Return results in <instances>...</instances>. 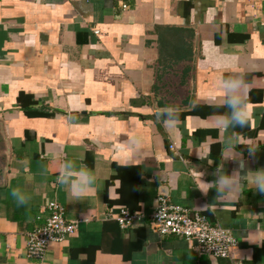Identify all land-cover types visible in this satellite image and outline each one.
<instances>
[{"label":"crops","instance_id":"crops-1","mask_svg":"<svg viewBox=\"0 0 264 264\" xmlns=\"http://www.w3.org/2000/svg\"><path fill=\"white\" fill-rule=\"evenodd\" d=\"M241 75L251 119L225 130L222 82ZM170 108L178 125L159 115ZM241 159L234 192L215 200L205 183ZM84 169L97 180L77 199L58 176ZM260 169L264 0H0V264H264ZM159 195L231 229L232 256L156 233ZM49 200L77 230L28 258ZM121 208L144 218L122 228L107 216Z\"/></svg>","mask_w":264,"mask_h":264},{"label":"built area","instance_id":"built-area-1","mask_svg":"<svg viewBox=\"0 0 264 264\" xmlns=\"http://www.w3.org/2000/svg\"><path fill=\"white\" fill-rule=\"evenodd\" d=\"M175 151V146L170 145ZM178 154L177 151H175ZM118 221L122 228L141 221L144 214L121 208L116 214L108 213ZM154 231L161 235L173 234L185 238L199 253L214 257L227 258L237 245V239L231 229L209 223L200 213H190L188 209L172 202L164 195L158 196V203L149 215ZM78 220H68L65 207L55 200L46 203V216L43 223L36 225L27 233L25 253L28 258L41 259L50 242L62 241L74 233Z\"/></svg>","mask_w":264,"mask_h":264},{"label":"clouds","instance_id":"clouds-1","mask_svg":"<svg viewBox=\"0 0 264 264\" xmlns=\"http://www.w3.org/2000/svg\"><path fill=\"white\" fill-rule=\"evenodd\" d=\"M222 106L228 109L227 114H221V118L218 123L225 129L236 127H245L250 119L251 112L247 106L246 102V81L243 76H233L225 79L222 82ZM164 121L170 126H175L179 124V111L175 108H170L167 111L161 112L159 114ZM229 146H233L232 138L229 137L226 141ZM258 147H249L247 149L249 155H254ZM239 161V170L233 171L232 174L217 175V178L212 183L216 190L215 200L223 201L232 194L239 183L238 178L234 173L241 172L240 170L245 169V162L243 159ZM67 175L66 171L61 172L58 176V182L61 184H68L71 194L79 199L86 193L90 187L96 183V176L89 169L80 170L75 178L69 177L67 180L64 177ZM252 185L255 192L264 194V169L257 170L253 172ZM209 190V189H208ZM203 191L205 194L207 191ZM11 196L15 200L17 206H23L28 203L29 197L18 188H13L11 191Z\"/></svg>","mask_w":264,"mask_h":264}]
</instances>
